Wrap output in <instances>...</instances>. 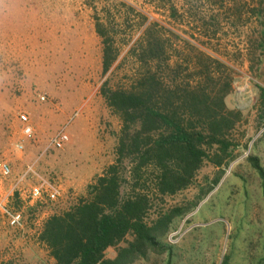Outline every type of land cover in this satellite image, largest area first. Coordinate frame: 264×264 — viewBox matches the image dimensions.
I'll return each mask as SVG.
<instances>
[{
    "label": "rangeland",
    "instance_id": "374dc122",
    "mask_svg": "<svg viewBox=\"0 0 264 264\" xmlns=\"http://www.w3.org/2000/svg\"><path fill=\"white\" fill-rule=\"evenodd\" d=\"M5 17H26L27 28H9ZM0 22V161L10 166V175L0 176V197L23 212L26 225L43 210L49 217L87 198V187L115 163L122 122L101 93L103 83L130 90L146 72L168 86L228 83L225 106L240 112L227 136L232 159L221 167L204 161L186 189L151 198L148 223L167 209H189L159 239L165 251L130 264H264V184L249 162L256 157L264 170V0H0ZM96 24L108 28L116 54L106 74ZM149 38L165 45L157 60L141 58ZM21 113L33 139L23 136ZM71 116L69 142L49 148ZM28 167L33 173L25 174ZM40 177L60 187L57 200L30 201ZM130 241L128 235L119 246ZM46 251L44 264H51ZM115 254L116 247L104 252L108 259Z\"/></svg>",
    "mask_w": 264,
    "mask_h": 264
},
{
    "label": "trees",
    "instance_id": "16d2710c",
    "mask_svg": "<svg viewBox=\"0 0 264 264\" xmlns=\"http://www.w3.org/2000/svg\"><path fill=\"white\" fill-rule=\"evenodd\" d=\"M96 31L103 37L102 72L106 74L116 54L107 38L108 28L96 24ZM150 38L141 58L157 60L165 45ZM225 87L168 86L150 72L130 90L110 89L103 83L101 93L122 122L117 158L87 187V198L44 221L39 241L54 264H130L149 251L166 250L159 239L173 219L189 208L167 209L148 223L151 198L186 189L204 161L221 167L232 159L235 145L227 136L240 121V112L226 108L229 84ZM249 162L264 184L258 159L250 157ZM125 172L131 184L124 179ZM128 235L132 241L119 246ZM108 247H116L111 259L104 256Z\"/></svg>",
    "mask_w": 264,
    "mask_h": 264
},
{
    "label": "crops",
    "instance_id": "0c3cea01",
    "mask_svg": "<svg viewBox=\"0 0 264 264\" xmlns=\"http://www.w3.org/2000/svg\"><path fill=\"white\" fill-rule=\"evenodd\" d=\"M4 21L9 23V28H12L14 25L20 29L27 28L26 17H23L22 21H16L13 17H5ZM1 26L4 28V24H1ZM9 38H12L11 34ZM186 43L191 45L190 42ZM81 160L75 162L78 166L74 170H78L82 165ZM90 182L91 176L84 180L81 186H79V188H81L79 192L82 193V195H84L83 188H86ZM48 215L49 214L43 210L38 218L31 221V223L34 222L32 225L29 226L25 224L23 230H17L18 232L10 229L0 217V264H44L45 259L43 260L41 251L45 246L39 241V234ZM28 255L34 257V262L30 263V261L24 260ZM49 261L51 264H54V260L51 257H49Z\"/></svg>",
    "mask_w": 264,
    "mask_h": 264
},
{
    "label": "built area",
    "instance_id": "2783aa9c",
    "mask_svg": "<svg viewBox=\"0 0 264 264\" xmlns=\"http://www.w3.org/2000/svg\"><path fill=\"white\" fill-rule=\"evenodd\" d=\"M44 99L45 98L43 96L40 97L41 101H44ZM28 119L29 118L27 114H19V120L23 124L22 133L26 140L33 139V129ZM72 119L73 116H71L68 121L65 122V124L61 128H59L57 132L50 138L49 148L61 149L69 142V135L66 129ZM22 143L23 141L19 142L16 145V148L18 150H21L23 148ZM27 172L33 173L32 168L28 167L25 174ZM25 174L23 176H25ZM9 175L10 166L7 164V162L0 161V176L5 178ZM23 176L17 180V182L14 184V187H17V185L23 179ZM43 196H45L51 201L57 200V198L60 196V187L54 182L46 178L40 177L38 184L33 186L30 190V201L41 200ZM0 213L6 219L7 224L10 228H13L15 230H23V228L25 227L23 212L20 210H13L12 208L8 207L6 203V198L4 197H0Z\"/></svg>",
    "mask_w": 264,
    "mask_h": 264
}]
</instances>
